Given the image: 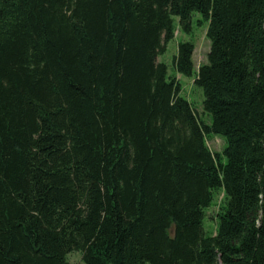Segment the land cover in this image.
Instances as JSON below:
<instances>
[{"label":"trees","instance_id":"trees-1","mask_svg":"<svg viewBox=\"0 0 264 264\" xmlns=\"http://www.w3.org/2000/svg\"><path fill=\"white\" fill-rule=\"evenodd\" d=\"M194 13L209 23L195 84L211 124L158 62L173 17L190 32ZM194 52L179 44V74ZM73 252L264 264V0H0V264Z\"/></svg>","mask_w":264,"mask_h":264},{"label":"rangeland","instance_id":"rangeland-1","mask_svg":"<svg viewBox=\"0 0 264 264\" xmlns=\"http://www.w3.org/2000/svg\"><path fill=\"white\" fill-rule=\"evenodd\" d=\"M173 21L176 30L175 38L168 43L166 52L158 57V62L164 63L168 66L169 77H176L181 83L182 96L191 102L205 124H211L212 117L204 109V91L201 87L195 84L199 68L204 64H207L208 54L211 49V42L207 38L209 23L204 20L200 13H194L191 30L190 32H186L180 26L179 17L174 16ZM183 42H192L195 45L193 56L195 72L192 77H186L179 74L174 66V57L178 53L179 44ZM207 142L211 150L217 153L223 152L226 146L225 140L215 134L208 135ZM224 198L223 192L218 193L212 206L206 209L207 216L204 222V227L207 236H214L216 234L217 221L214 216L218 212ZM170 234H174V226L170 229ZM68 260L70 264H85L82 260V253L80 252L69 254Z\"/></svg>","mask_w":264,"mask_h":264}]
</instances>
